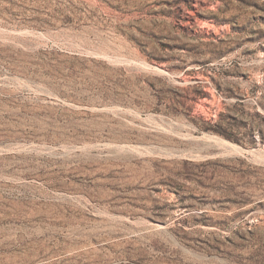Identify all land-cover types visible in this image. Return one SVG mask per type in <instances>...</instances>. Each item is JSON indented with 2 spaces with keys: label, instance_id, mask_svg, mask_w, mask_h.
Wrapping results in <instances>:
<instances>
[{
  "label": "rangeland",
  "instance_id": "obj_1",
  "mask_svg": "<svg viewBox=\"0 0 264 264\" xmlns=\"http://www.w3.org/2000/svg\"><path fill=\"white\" fill-rule=\"evenodd\" d=\"M122 73L255 143L105 103ZM262 136L264 0H0V264H264Z\"/></svg>",
  "mask_w": 264,
  "mask_h": 264
},
{
  "label": "trees",
  "instance_id": "obj_2",
  "mask_svg": "<svg viewBox=\"0 0 264 264\" xmlns=\"http://www.w3.org/2000/svg\"><path fill=\"white\" fill-rule=\"evenodd\" d=\"M161 82L158 77L144 78L142 76H138L134 82L129 76L122 73L116 83L119 90L115 92V96L112 98L111 94L106 92L103 99L105 103L118 102L124 106H137L144 112L164 113L176 118L184 117L197 128L196 134L202 132L216 134L242 145H253L255 143L253 138L256 132L255 129H250L247 132L248 138L245 134L241 135L240 129L243 116L237 112L236 108L240 103H236L233 108L228 107L227 111L220 112L216 118L214 116L206 117L201 113H196L198 102L205 97H210L200 81L185 88H173L165 83L161 84ZM134 83L138 85L139 92L133 100H130L132 91H135L133 90ZM110 135V137H113L114 134L110 133ZM131 139L136 142L154 141L138 137ZM262 139L264 140V136H262ZM155 142L159 143L158 140ZM211 162L212 160L208 159L202 165Z\"/></svg>",
  "mask_w": 264,
  "mask_h": 264
},
{
  "label": "water",
  "instance_id": "obj_3",
  "mask_svg": "<svg viewBox=\"0 0 264 264\" xmlns=\"http://www.w3.org/2000/svg\"><path fill=\"white\" fill-rule=\"evenodd\" d=\"M243 148V147H240V149ZM226 150H234V148H231V147H226Z\"/></svg>",
  "mask_w": 264,
  "mask_h": 264
},
{
  "label": "bare ground",
  "instance_id": "obj_4",
  "mask_svg": "<svg viewBox=\"0 0 264 264\" xmlns=\"http://www.w3.org/2000/svg\"><path fill=\"white\" fill-rule=\"evenodd\" d=\"M214 139H215V138H214ZM216 139L218 140V138H216ZM219 139H220V138H219ZM219 142H221V141H219ZM223 144H225V143H223ZM227 144H229V143H227V141H226V145H227Z\"/></svg>",
  "mask_w": 264,
  "mask_h": 264
}]
</instances>
